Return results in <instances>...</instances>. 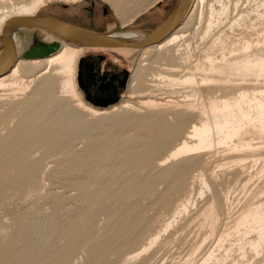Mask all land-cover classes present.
<instances>
[{
    "label": "rangeland",
    "instance_id": "1",
    "mask_svg": "<svg viewBox=\"0 0 264 264\" xmlns=\"http://www.w3.org/2000/svg\"><path fill=\"white\" fill-rule=\"evenodd\" d=\"M28 1L0 0V15L9 11L14 4ZM150 1L132 0L129 6H126L125 16L129 18ZM196 1H194V5L192 3L190 6L191 13L198 9ZM215 1L208 0L206 4L208 6ZM231 1L233 4L236 1L240 2L236 9H232L230 18L215 30V34H211L209 39L206 38L207 40L201 39V32L206 26L205 22L202 24L198 34L196 33L192 39L194 53L189 59H184V55L180 54H177V59V56L171 59L165 57L166 55L161 56L154 63L157 65L150 66L152 70L150 67L148 68L150 70L145 72L146 76L143 75L142 81H147V84L153 89L155 88L152 84L156 87L155 83L158 81L157 85L160 83L159 86L162 84L167 87V84L162 83L157 77L158 75L155 74L170 68L172 65L169 63L179 65V68L176 67L179 70L181 68V72L175 70L172 73L190 72L192 66L194 67L198 61H203L204 50L209 45H213L212 39H215L217 33H220L222 29L225 31L224 37L228 40V44H232V41L233 44L237 43L244 36L256 41V38L264 33V18L259 16L260 13L256 11L255 7L257 3L260 4L264 0ZM177 3L178 0L160 1L154 4V7L152 6L139 14L133 22L126 26L121 25L109 0H81L78 2L50 0L38 10L37 14L55 16L67 23L98 32L143 34L162 23ZM263 9L264 5L260 6L261 14H264ZM242 14L243 16L248 14L245 16L244 24L231 28L232 19ZM195 22L196 19H193L189 27L186 28L188 34L192 33L191 35H193L192 31L197 26ZM251 23H255L258 31L251 29L249 26L252 25ZM17 38V42L20 40L18 56L21 57H24V54L38 42L46 41L43 34L37 30L24 32ZM1 46L2 34L0 33V49ZM133 50L88 49L85 57L102 58V69L110 74H130L137 68V63L141 58V52ZM175 60L177 61L175 62ZM81 61L82 58L77 62V65ZM157 66L160 68L157 69ZM165 66L166 69H164ZM56 70L58 71L56 72ZM56 70L54 71L53 67L51 76L54 81V86H51V96H53L46 100L39 95V89H42L44 84L41 81L42 77L23 90H19L17 86L0 89V264H192L203 256L207 248L214 245L213 238L206 237L209 234V226L203 225L201 218L198 217L199 214H197L205 206L210 194L214 192L211 189L203 196L199 195V179L201 177H205L211 182L216 178L217 187L222 192L230 191L233 200H236L230 214L222 217V225L219 228L231 221L239 210V207H236L237 204L241 206L245 201L260 194L264 195L263 157L255 162V156H248V160L244 161L242 168L233 164L232 160L236 153L230 151V146L215 145L209 150L178 159H169L167 162L163 161L169 154V150L180 141L191 140L187 137L191 126L195 123L199 124L205 117L200 113V110L186 109L183 105L177 109L159 107L158 110H150V108L136 104V101L143 99L140 97L143 96L140 95L143 94V91L144 95L159 99L171 95V87V89L169 86L168 89L166 87L164 89L161 85L158 86V90H164L155 91L149 86L147 87L146 82H141L142 87L139 86L144 89H139L138 86L137 90L142 91L132 94L131 86H128L127 83L120 91L119 97L122 99L120 103L130 99L135 109L133 107L132 110L130 109L120 116L121 119L127 121L120 129L113 125L111 118L107 120L89 113L87 109L89 107L99 111L104 109L94 107L86 99L85 91L78 82V69H76V82L79 96H75L66 88L61 87V80L65 75L59 69ZM152 73L153 75H151ZM196 73L199 76L197 80L200 81L201 70H196ZM34 74L36 71L27 75L33 76ZM153 76H156L157 80ZM143 85L145 86L143 87ZM55 86L57 87L55 88ZM190 88L175 87L172 91H178V89L180 91L174 93L173 96L179 100L184 99L185 94H192V88ZM194 88L199 94L198 97L195 96L196 98L192 97L194 102H201L200 100L203 99L207 104L208 100L212 98L232 97L238 93L237 88L222 91H217L214 86L206 85H197ZM145 89H148L146 94ZM79 98L83 99L84 104L89 107L84 108L80 104ZM52 100L55 102L53 103ZM66 102L71 105L72 110L77 112L80 120L79 125H84L87 133H77V135L63 138L61 146L53 148L55 149L53 151L51 147L49 149L46 136L42 137V135H46V132L41 133V137L33 144L32 142L31 144L23 142V140L22 143L18 140V136L24 131V133L32 132L37 123L42 125L43 122L41 130L49 127L52 123L55 127L60 126V122L55 123L50 119L59 116V110ZM179 102L180 104L184 103L183 101ZM207 106L209 107V104ZM138 107L139 109H136ZM38 108L44 110L37 112ZM112 108L106 109V111ZM136 110L138 111L136 112ZM38 116L42 117L38 118ZM36 118L39 120L34 121ZM46 119L49 123L46 122ZM31 123L32 125H30ZM12 133L13 137H11ZM260 137L261 140H259ZM246 139L251 140L254 146L261 147V153L264 155V137L252 134L248 135ZM62 146L63 148H61ZM154 146L155 148H153ZM17 153H23L21 155L23 159L18 158ZM152 155L154 157H151ZM16 158L17 160H15ZM20 160L23 162L20 163ZM146 160H148L147 163ZM189 198L193 201L196 200V203L192 207L190 206L189 210L184 212L185 214L181 213L178 216V222L174 226L166 232H161V239L156 244L131 261L132 254L135 255L142 249L143 245L149 242L151 236L163 228L165 221L172 218L178 204L186 202ZM205 238L209 239L196 252L197 246ZM228 246L231 247V245ZM26 247H30L31 250L30 262L20 259L21 253ZM230 252L225 264H264V253L254 256L250 251L247 253L246 260V258L241 259L237 245H233Z\"/></svg>",
    "mask_w": 264,
    "mask_h": 264
},
{
    "label": "bare ground",
    "instance_id": "2",
    "mask_svg": "<svg viewBox=\"0 0 264 264\" xmlns=\"http://www.w3.org/2000/svg\"><path fill=\"white\" fill-rule=\"evenodd\" d=\"M48 1L50 0H29L28 2H23V3L12 5L9 11L3 12L2 15H0V33L3 34L4 27L10 19L17 18V17L35 16L37 15L38 10L42 6L46 5ZM65 1L78 2L81 0H65ZM109 1L111 2L112 7L115 9V12L118 18L120 19L121 25L126 26L129 23L133 22V20L139 14L145 12L146 10L154 6V4H156L160 0H151L148 4H146L144 7L136 11L135 14L130 16L129 18L125 16L126 15L125 9L127 8L126 6H129V3L132 2V0H109ZM190 1H191L190 5L187 8L182 21L176 28H174V30L170 33V35H168L164 40H162L159 43H156V44L144 47V48H126L130 50L134 49L133 51L135 52L136 51L141 52V58L139 59L137 63V68L131 72V78H130V82L128 85V86H131L130 92L132 94L135 93L136 91H138L139 93L142 91V90L141 91L137 90V88L140 85V83L143 82L142 81L143 75H145V72L148 70L150 66L157 65V64L154 65V63L157 62L158 58L166 55L165 57H169L170 59L174 58V56H177L176 57L177 59L178 55L180 54V55H184L183 56L184 59L186 60L189 59L194 53L193 51L194 47L192 48V42H193L192 39L196 33L198 34V31L201 29L202 24L204 22L206 23L204 30L201 32V36H202L201 39L204 40L208 38L209 36H211V34H215V30L221 27V25H223V23H225V21L230 18L232 9L233 8L236 9L240 2V1H236L233 4L231 0H216L214 3L208 4L209 8H207L208 6L206 3L208 2V0H197L196 6L198 9L191 13L189 9H190L192 0ZM262 2L261 3L259 2L260 4L257 3L256 4L257 6L255 7L256 11L260 14L262 11L259 12V8L260 6L264 5V1ZM193 5H194V2H193ZM260 14L259 16L261 18H264V14H261V15ZM247 15L245 14L243 16L242 14L236 17L235 19H232V22H230L231 23L230 27L233 28L234 26L244 24V22L246 21L245 16ZM193 19H196L195 23L197 26L194 27L195 29L192 31L193 35H191L192 33L191 34L187 33L186 28L189 27ZM251 24L252 25H249L251 29L256 31L257 27L255 26V23H251ZM66 25H73V24L66 22ZM73 26H77V25H73ZM77 27H80V26H77ZM27 31H35V30H26L23 32L16 33L15 34L16 56L10 57L6 59L3 63H1L3 68L4 67L5 68L11 67V68L9 69L8 72L0 75V89L5 88V87H11V86L13 88V86H17L19 90H23L26 87H28L30 84H32L34 81H36L39 77H42V79L41 78L40 79L44 83L43 87L42 89H39L38 87L37 88L39 89L40 97H43L46 100L52 94L51 86H54V81H52L53 78L51 79V76L53 74L52 69L54 67V71L56 69H59L61 73L65 75L64 79L61 80L62 81L61 87L66 88L68 92L74 94L75 96H79L77 82H76L77 62H79L80 58L82 59L85 58V54L89 48L79 47L77 45L65 43L46 31L37 30L46 36V38L50 41L49 42L50 44L60 41L59 49L44 57H30V58L21 57V56H18V42L20 40L17 42V39H18L17 37L19 34H22ZM90 31L98 32L95 30H90ZM221 31L220 33H217L218 35L215 39L213 38L214 40L212 39L213 43L212 42L211 43L213 45L212 46L209 45L210 48L208 47L206 50H204L205 52L203 51L205 53L203 61L199 62L197 60L198 61V62L196 61L197 64L194 67L192 66V68H190L192 69L190 70V72L184 73V74L172 73V71L175 72V70H179L176 68V67L179 68V65H174L172 63H169L170 65H172L170 68H168L167 66L168 69H166V66H165L164 69H166V71H162L160 69L161 71L155 74V75H158L157 77L160 78V81H162V83L164 82L165 84H167V87L168 86L169 88L171 87L172 90L175 87H181V88L191 87L192 94H185L184 99H181V100L176 99L175 96L173 95L174 93L180 91L178 89V91L171 90L172 94L169 96L156 99V97L154 98L153 96H148L146 94L148 89H145L146 90L145 94L147 96L144 95V91H143V94H140V95H143V96H140L143 99L136 101L137 105L139 106L142 105L144 106V108H150V110L151 109L156 110L159 107H172V108L177 109L181 105H183V107H185L186 109L187 108H191V110L198 109L200 110V113L204 114L205 116V117L203 116L204 118L200 121L199 124L195 123L191 126V130L188 133L189 136H187L191 140L184 139L180 141L172 149H170L169 154L163 160L165 162H167V160L169 159H178L183 156H189L194 153H198L200 151L209 150L213 148V146L215 145L230 146L231 147L230 151L236 153V155L234 156L232 160L233 164H237L241 166L242 168L244 165L243 163L247 159L248 156L250 157L255 156L256 159L253 158L255 159V162L259 159H262V157L264 158L263 153H261L262 151L261 147L257 145L254 146L251 140L248 141L246 139L248 135H252V134H257L258 136L260 135L264 137V33L261 36L257 37L256 41L255 39L244 36L240 39L239 42L237 41V43H240V44H237L235 41H234L235 43L233 44V41L231 42V40L230 42L232 44H228V40L224 37L225 31L224 30L223 32ZM134 34H137V33H134ZM39 43H44V42H39ZM49 43H44V44H49ZM236 44L239 46H237ZM117 49H123V48H117ZM170 59H168L169 62H170ZM176 61L177 60H175V62ZM78 68H79V63H78ZM158 68L160 67L157 66V69ZM167 70H171V71H167ZM196 70H201L202 72L200 81L197 80V77L199 76L197 75ZM32 71H36V74H34L33 76H28L27 74ZM57 71L58 70H56V72ZM151 75H153V73ZM148 78H146V80H148ZM144 82H146L145 84H147V81L144 80ZM152 82L155 83L154 80H152ZM157 83H155L157 88L154 86V84L150 83L153 85L155 89L151 88L149 84H147L146 86L147 87L149 86L152 90L157 91L158 86L160 84L159 83L157 85ZM197 85L198 86L200 85L214 86L217 91L227 90L229 88L230 89L237 88L238 93L237 95L232 96V97L212 98L208 100L209 101L208 102L209 107H208L207 102H204L202 98H201L202 100L199 99L201 102H196V101L194 102V100L192 99V97H195V96L198 97L199 95L197 90L194 88ZM144 86L145 85H143V87ZM56 87L57 86H55V88ZM141 87L139 89H144ZM165 87L164 85H162V88L166 89L167 87L166 88ZM18 89H15V90H18ZM164 89H159V90H164ZM42 101L44 100L42 99ZM179 101H183L184 103L180 104ZM79 102L84 108H86V106L89 107L87 104H84L83 99L79 98ZM45 103H48V102H45ZM115 103H113L115 107L112 106L113 108L109 111H106V110L99 111L93 107H89L87 109L89 110V113L91 115H97L98 117L105 118L107 120L111 118V120H113L112 121L113 125H115L116 128L121 129V127L124 124H126L127 121L124 119H121L120 116L123 115V113H125L128 110L130 109L132 110L134 105L130 99L124 101L122 104L120 103L119 105H116ZM70 106L71 105H69L66 102L64 105H62V108H60L59 116L57 118L53 117L52 120L50 119V121H54L55 123L60 122V126L55 127L53 123L49 126L48 125L49 121L46 119V122H48L47 126L49 127L41 130L43 126V122H42V125L37 123L36 125H34L32 132L30 131V133H24L25 132L24 131L22 134L18 136L19 139L17 137L16 138L20 140V142H22L23 140V142L26 141L27 143H30V144L32 142L33 144L34 141H36L39 137H41L42 135L41 133L44 134L46 132V135H42V137L44 136L45 138L46 136L49 149L51 147L53 151L55 150L53 148H58L61 146L63 138H67L68 136L74 135V134L77 135V133L78 134H81L83 132L87 133L85 126L79 125L80 120H79V116L77 112L72 110ZM38 109H37V112L44 110V109L42 110L40 109L38 110ZM136 109H139V107ZM137 111L138 110H136V112ZM41 117L42 116L40 117L38 116V118H41ZM38 118H36V120L34 119L33 120L37 121ZM43 119H44V116H43ZM33 124H35V122H33ZM30 125H32V123ZM13 136L14 135L12 133L11 137ZM259 140H261V137L259 138ZM261 145L263 146V144ZM61 148H63V146ZM153 148H155V146ZM150 151L153 152V150H150ZM17 154H18L17 156L18 158L23 157V156L21 157L23 153H17ZM151 157H154V156L152 155ZM15 160H17V158ZM19 162L21 163L23 161L20 160ZM147 162L148 160H146V163ZM150 162H152V160ZM215 179L212 182L209 181L205 177H201L199 179V190L198 191H199L200 196H203L204 194L207 193V191L211 189L214 190V192L210 194L205 206L202 207V209L199 210L200 212L197 213L199 214L198 217L201 218L202 224L209 226L210 228L209 234L207 232L208 235H206V237L213 238L214 245L207 248L203 256L199 258L195 263H192V264H225L226 260L228 259V256L230 255L229 253H231L230 251L233 248V245L238 246L241 259L246 258L247 253H249L250 251L253 253L254 256H258L261 253H264V195L257 194L259 196L254 197L253 199H250L249 201H245L241 206L237 204L236 207H239V210L232 217L231 221L225 224L222 228H219V226L222 225L221 224L222 217L228 216L230 214L233 208V203H235L236 200L235 201L233 200L232 194L230 191L222 192L220 188L217 187ZM195 203H196V200L193 201L191 198H189L186 202L183 201L180 204H178V206L176 205L177 207H176L175 213L172 214L171 216L172 218H169L167 221H165L163 228L159 230L158 233L155 232L156 234L151 236L150 240H148L149 242L143 245V248L140 249L135 255L132 254L133 256L130 257V260L135 259L136 257L140 256L141 253L148 251L154 244H156L159 241V239H161L160 238L161 232L162 231L166 232V230L174 226L178 222L177 221L178 216L181 213L187 212L189 210V207L190 206L192 207V205H194ZM209 238H205L203 242L201 241L202 244L200 242L199 243L200 245L198 244L199 246H197L195 251L198 252L197 250H199L204 245L206 240ZM228 245H231V247H229ZM30 251H31L30 247H26L25 249H23L20 259L30 262V258H31ZM97 251L96 253H98L100 250L98 252Z\"/></svg>",
    "mask_w": 264,
    "mask_h": 264
},
{
    "label": "water",
    "instance_id": "3",
    "mask_svg": "<svg viewBox=\"0 0 264 264\" xmlns=\"http://www.w3.org/2000/svg\"><path fill=\"white\" fill-rule=\"evenodd\" d=\"M190 2V0H178L176 7L162 23L143 34L94 32L86 28L66 25L63 19L43 14L13 18L6 23L2 34L0 65L6 59L16 56L15 34L26 30H43L65 43L89 49L144 48L159 43L170 35L182 21ZM59 47L60 41L52 44L37 43L24 54V57H44L55 52ZM10 68H3L1 65L0 75L8 72ZM78 82L85 89L79 71ZM86 99L95 106L103 107L117 102L119 96L106 100H94L89 96Z\"/></svg>",
    "mask_w": 264,
    "mask_h": 264
},
{
    "label": "flooded vegetation",
    "instance_id": "4",
    "mask_svg": "<svg viewBox=\"0 0 264 264\" xmlns=\"http://www.w3.org/2000/svg\"><path fill=\"white\" fill-rule=\"evenodd\" d=\"M162 1V0H161ZM195 0H192V3ZM160 2V1H159ZM158 3V2H157ZM191 3V5H192ZM43 38L46 41H41L44 43H49L50 41L43 34ZM39 43V42H38ZM126 49V48H123ZM130 50V49H126ZM131 51V50H130ZM102 58L96 59L92 57L86 56L79 64V68L77 65V69L80 72V77L82 84L84 86V91L86 97H90L94 100H106L111 99L115 96H120V91L123 89L127 83L129 84L131 73L130 74H118V73H109L102 69L101 66ZM122 99H120L115 103L116 105L120 103ZM91 104V103H90ZM94 107H97L93 105ZM115 105L97 107L100 109H110ZM106 107V108H105ZM108 107V108H107Z\"/></svg>",
    "mask_w": 264,
    "mask_h": 264
},
{
    "label": "crops",
    "instance_id": "5",
    "mask_svg": "<svg viewBox=\"0 0 264 264\" xmlns=\"http://www.w3.org/2000/svg\"><path fill=\"white\" fill-rule=\"evenodd\" d=\"M161 1V0H160ZM163 1V0H162ZM159 2V1H158ZM154 7V6H153Z\"/></svg>",
    "mask_w": 264,
    "mask_h": 264
}]
</instances>
